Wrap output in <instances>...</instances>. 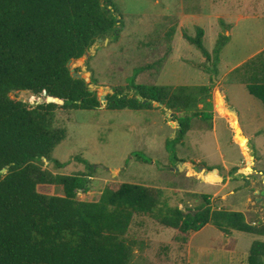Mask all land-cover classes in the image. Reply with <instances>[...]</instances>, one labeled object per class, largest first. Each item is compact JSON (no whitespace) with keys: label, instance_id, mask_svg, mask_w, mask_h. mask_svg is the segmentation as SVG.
Wrapping results in <instances>:
<instances>
[{"label":"trees","instance_id":"1","mask_svg":"<svg viewBox=\"0 0 264 264\" xmlns=\"http://www.w3.org/2000/svg\"><path fill=\"white\" fill-rule=\"evenodd\" d=\"M220 25L223 33L211 53L204 47L202 29L196 28L194 37L183 33L205 58L199 67L212 75H217L220 53L229 42V27ZM123 29L113 0H0V264H129L137 245L128 235L135 217L178 232L183 245L190 232L207 225L225 236L241 232L264 237L263 222L249 223L242 212L214 209L206 194L191 193L201 203L182 210L171 206L161 189L109 182L97 201L86 202L77 198L89 192V178L95 172L86 161L80 159L88 172L77 175L43 168L44 160L56 170L68 165L52 156L67 138V130L56 124L57 112L101 107L97 91H91L83 78H72L69 62L84 57L98 39L119 42ZM173 35L168 37L170 42ZM141 70L135 69L126 80L132 95L117 87L106 96L109 110L165 107L178 123L174 147L185 140L195 120L212 119L210 87L139 84L136 78ZM225 82L244 86L264 112V50L234 69ZM90 84L98 86L94 78ZM21 93L44 102L30 106L11 98ZM46 97L59 102L47 103ZM216 106L223 116L229 111L235 118L223 96ZM234 118L231 126L238 133ZM238 138L246 154V138ZM198 165L207 170L208 181L218 171ZM38 186L60 187L63 194L43 195ZM263 260L264 242L254 241L247 264H263Z\"/></svg>","mask_w":264,"mask_h":264},{"label":"rangeland","instance_id":"2","mask_svg":"<svg viewBox=\"0 0 264 264\" xmlns=\"http://www.w3.org/2000/svg\"><path fill=\"white\" fill-rule=\"evenodd\" d=\"M155 1L113 0L124 21L119 42L97 43L94 53L90 50L87 57L72 61L71 68L92 86L93 91H97L101 107L97 111L57 112L56 124L67 130V138L55 148L52 156L68 165L56 170L44 160L43 168L57 174L77 175L88 172L80 159L86 161L95 171L89 178V192L79 193L77 197L86 202L97 201L109 182L130 183L161 189L171 206L188 210L201 203L191 198V192L200 193L199 184H209L211 186L204 185L202 189L210 196L214 209L245 210L246 214L249 210L250 222L264 223L262 104L250 96L244 86H227L219 73H206L204 78L198 70L203 71L199 66L205 58L180 36L183 33L195 36V27L186 23L177 35L179 4L174 5L176 0H157L160 5ZM165 2L172 4L170 13L163 11ZM186 6V11L190 12L189 5ZM172 34L174 44L168 39ZM211 41L209 34L204 41L206 50L214 49ZM262 47L264 19L242 23L234 30L231 44L220 53L223 71L247 60ZM135 69H142L136 78L139 84L210 87L212 119L195 120L192 128L197 130L191 132V140L185 137L174 147L172 139L176 137L178 123L165 107L155 104L153 109L140 112L109 110L103 99L112 95L114 88H122L125 94L132 95L126 88V80ZM92 78L97 80L98 86L90 84ZM220 91L227 108L237 112L235 118L229 111L221 116L215 108ZM11 98L30 106L39 101L28 93L11 95ZM233 118L240 129L238 133L231 126ZM238 136L246 138V154L237 142ZM198 163L218 168L212 180L205 179L208 172ZM176 167L179 171L173 170ZM37 191L50 196L63 194L62 189L55 186H38ZM212 194H219V198ZM257 198L262 201L256 202ZM128 235L137 243L129 264H165V261H171V251L174 264H236L228 253L234 248V240L243 249L253 239L252 235L238 232L228 239L213 226H207L191 240L188 262L185 245L178 238L180 234L149 218L135 217ZM258 240L264 242L263 237ZM200 247L205 250L202 254L197 250Z\"/></svg>","mask_w":264,"mask_h":264},{"label":"crops","instance_id":"3","mask_svg":"<svg viewBox=\"0 0 264 264\" xmlns=\"http://www.w3.org/2000/svg\"><path fill=\"white\" fill-rule=\"evenodd\" d=\"M158 1L156 3L160 5L161 2H158ZM170 2H165V4H163V11L170 13V11L172 10V4ZM176 2H177V4H174V5L177 6L179 4L178 9H179V11H181V13L176 14L179 22H178V26L176 28L175 33L178 35L179 32L184 30V27H185L184 24L187 23V24L191 25V23H192L193 27H195V33H196V28H200L203 30V33H204L203 44H204L206 37L209 36V34H210L211 38H212L211 43H213L215 46V43H216L219 35L223 33V28L221 27V25H219L220 22H222L225 25V27L226 26L229 27V31H226V35L229 36V42L223 49H225L227 46H229L231 44L232 34H233L234 30H237L238 27L242 23L250 24V23H253L254 21L256 22L258 20L264 19V0H176ZM187 4L189 5L190 12L186 11L188 9L186 6ZM182 35H180V36L183 37ZM191 37H194V36L191 35ZM174 39H173V44H174ZM263 50H264V47L256 50L253 54H251V56L247 60L239 62L234 68L228 69L226 71H223L222 58H221V54H220L219 64H218V73L221 76V78H220L221 81H225L227 76L234 69L241 66L243 63H245L246 61H248L249 59H251L252 57L257 55L258 53L262 52ZM207 51L210 53L212 52V50L211 51L207 50ZM201 59H202L201 62H203L204 58L202 57ZM198 71L200 72V74L203 77L205 76L204 78H206L207 74L205 72H203L201 70H198ZM227 86H231V85H227ZM217 95H218V97H217L216 101L221 96L219 92L217 93ZM215 108L220 113V107L216 106V104H215ZM221 116H223V115L221 114ZM237 116H238V114H237ZM195 130H197V129L192 128V130H190L187 133V135H186L187 140H191V132L195 131ZM204 134L209 135V133L207 131H204ZM210 135H212V134H210ZM237 140H238L237 141L238 144L241 146L242 139L237 138ZM189 144L191 146V143H189ZM242 150H243V148H242ZM205 179L207 180V175L205 176ZM204 185L211 186L209 184L200 183L199 184V190L201 192L200 193L198 192L196 194H206L207 195V193H205L202 189V187ZM191 193H194V192H191ZM256 193L260 194L259 192H256ZM212 195L214 198H216L215 196H218L219 194H212ZM217 198H219V196ZM246 201H247V199H246ZM261 201H262V198L256 199V202H261ZM221 208L222 207H219L218 210ZM230 211H232V210H230ZM233 211H235V210H233ZM236 211H238V212L243 211L242 213L246 216L247 222L253 223V222H250L249 218H248L249 210L247 211V214H246L245 210H236ZM262 218L264 219V213L262 215ZM207 226H210V225H207ZM207 226H205L204 228H206ZM233 233H236V232H233ZM233 233L231 236H225L222 233L221 234L225 238L231 239L234 236ZM238 233H241V232H238ZM195 234L196 233L190 232L189 240H188L187 244H185V252L187 253V258L189 259L188 262L191 259V240L193 239ZM243 234H245V233H243ZM248 235H250V234H248ZM252 237H253V239H251L249 242H247L243 246V249L239 245V242L237 240H234V242H235L234 246H233L234 248H232V251L228 252V253H230V255H231V260L235 261L236 264H247V258H248V253H249L251 244L254 241H259L258 239L260 237H263V236L252 235ZM224 249L227 250V248H224ZM197 250L200 254H202L203 251L205 252L204 248H201V247L197 248ZM172 252L173 251H171V254H169V258L171 259V261L170 260L165 261V264H174Z\"/></svg>","mask_w":264,"mask_h":264},{"label":"water","instance_id":"4","mask_svg":"<svg viewBox=\"0 0 264 264\" xmlns=\"http://www.w3.org/2000/svg\"><path fill=\"white\" fill-rule=\"evenodd\" d=\"M102 42H103L102 39H98V40L96 41V43L94 44V46H93L90 50L94 53L95 50L97 49V43H102ZM106 42H107V40L104 41V43H106ZM86 57H87V55H86ZM71 63H72V61L69 62L68 66H69V68H70L72 78H74V79H81L82 76H81L79 73L75 72V71L71 68ZM213 78H214V77H213ZM91 87H92V86L89 85V89H90L91 91H93V89H92ZM219 93H220L221 96H224L223 93H222V91H220ZM44 96H45V95H44ZM38 100H39V101L37 102V104L44 102V99H43V98H39ZM103 100H105V98H104ZM45 101H46L47 103H55V102H59V100L54 99V98H52V97H46V100H45ZM105 101H106V100H105ZM223 101H224V100H223ZM224 103H225V101H224ZM156 105H158V104H156ZM169 111H170V110H169ZM232 112L236 115V113H235L234 111H232ZM179 169H180L179 167H176V168H174L173 170H174V171H179ZM5 172H6V170H3V171H2V173H5Z\"/></svg>","mask_w":264,"mask_h":264}]
</instances>
